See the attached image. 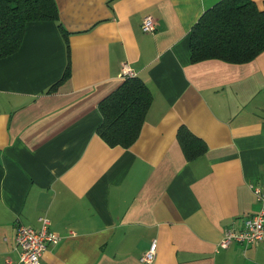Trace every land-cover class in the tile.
<instances>
[{
	"label": "crops",
	"instance_id": "obj_1",
	"mask_svg": "<svg viewBox=\"0 0 264 264\" xmlns=\"http://www.w3.org/2000/svg\"><path fill=\"white\" fill-rule=\"evenodd\" d=\"M54 1L58 20L27 24L0 60V264L19 262L16 227L42 216L59 242L41 264H141L152 241V264H264V240L217 249L260 210L249 186L264 190V52L191 63V29L222 0ZM124 64L152 103L137 141L110 148L98 107ZM180 130L202 156L187 161Z\"/></svg>",
	"mask_w": 264,
	"mask_h": 264
},
{
	"label": "trees",
	"instance_id": "obj_2",
	"mask_svg": "<svg viewBox=\"0 0 264 264\" xmlns=\"http://www.w3.org/2000/svg\"><path fill=\"white\" fill-rule=\"evenodd\" d=\"M54 0H0V60L15 54L29 23L56 22ZM191 63L217 60L232 65L252 62L264 52V9L251 0H222L206 10L190 32ZM69 77L66 68L60 82ZM59 82V83H60ZM152 95L140 78L127 77L99 104L97 136L110 148H130L139 138ZM178 141L191 161L205 153L202 141L180 130Z\"/></svg>",
	"mask_w": 264,
	"mask_h": 264
},
{
	"label": "built area",
	"instance_id": "obj_3",
	"mask_svg": "<svg viewBox=\"0 0 264 264\" xmlns=\"http://www.w3.org/2000/svg\"><path fill=\"white\" fill-rule=\"evenodd\" d=\"M141 29L152 34L156 30V23L152 16H146L141 21ZM135 74L126 64L121 68L120 77H134ZM251 192L260 204L258 213L243 220L240 231L226 230L217 249H227L231 244H239L244 248L257 246L264 240V190L257 185L249 186ZM39 229L34 230L25 226H17L15 242L20 250V259L17 264H41V258L48 245H56L59 238L50 230V221L46 216L38 219ZM157 250L156 241H152L148 250L144 252L139 261L141 264H152ZM10 264V263H6Z\"/></svg>",
	"mask_w": 264,
	"mask_h": 264
}]
</instances>
